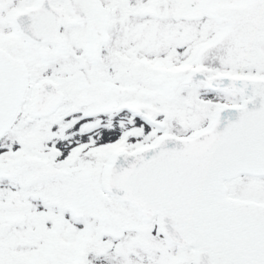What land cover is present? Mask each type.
Returning <instances> with one entry per match:
<instances>
[{
    "label": "snow or ice",
    "instance_id": "snow-or-ice-1",
    "mask_svg": "<svg viewBox=\"0 0 264 264\" xmlns=\"http://www.w3.org/2000/svg\"><path fill=\"white\" fill-rule=\"evenodd\" d=\"M0 264H264V0H0Z\"/></svg>",
    "mask_w": 264,
    "mask_h": 264
}]
</instances>
